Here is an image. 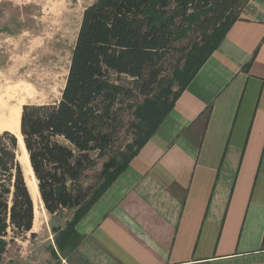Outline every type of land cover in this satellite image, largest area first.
<instances>
[{
	"label": "crops",
	"instance_id": "crops-1",
	"mask_svg": "<svg viewBox=\"0 0 264 264\" xmlns=\"http://www.w3.org/2000/svg\"><path fill=\"white\" fill-rule=\"evenodd\" d=\"M235 15L77 221L73 264H264V0ZM44 250L21 264L70 263Z\"/></svg>",
	"mask_w": 264,
	"mask_h": 264
},
{
	"label": "trees",
	"instance_id": "trees-1",
	"mask_svg": "<svg viewBox=\"0 0 264 264\" xmlns=\"http://www.w3.org/2000/svg\"><path fill=\"white\" fill-rule=\"evenodd\" d=\"M245 1L95 0L84 9L60 99L55 104H25L20 117L24 148L45 210L51 215L74 211L64 229L51 228L57 233L55 243L60 253L66 241L69 249L75 250L77 221L127 166L124 162L116 164L110 154L124 112L134 106L129 102L133 92L140 90L146 96L152 87L160 85L161 61L173 42L198 29L211 31L205 42L211 46L195 58L193 65V54L188 55L184 70L189 74L152 129L140 137L130 159L216 48ZM18 153L16 136L1 132L0 261L9 241L32 230L33 202ZM106 157L102 178L112 168L115 174L90 192L83 185L86 172Z\"/></svg>",
	"mask_w": 264,
	"mask_h": 264
},
{
	"label": "rangeland",
	"instance_id": "rangeland-1",
	"mask_svg": "<svg viewBox=\"0 0 264 264\" xmlns=\"http://www.w3.org/2000/svg\"><path fill=\"white\" fill-rule=\"evenodd\" d=\"M94 1L0 0V127L4 124L10 126L11 112L19 104H55L60 99L83 11ZM210 32L206 28L198 29L173 42L161 61L160 85L152 87L146 96L140 90L133 92L128 101L134 106L124 112L115 137L114 152L110 154L115 156L116 164H128L140 137L143 138L152 129L189 74L184 70L188 55L193 54L190 59L193 65L195 58L211 46L210 43L205 45L206 35ZM201 47L204 49L200 50ZM126 83L130 81L126 79ZM107 161L108 157L100 159L93 169L86 172L83 185L90 188V192L114 176V168L106 177L101 176ZM21 166L28 190H34L37 181L33 172L31 174ZM43 211L45 217L41 221L42 224L46 222L40 229L30 231L13 242L7 238L9 243L0 264H21L34 260L42 248L50 252L53 249L56 257L68 256L69 264L77 260L68 247V241L63 253L59 252L55 243L57 233L51 230L52 227L57 231L64 229L74 212L63 210L51 215L45 208ZM32 233L35 235L32 236Z\"/></svg>",
	"mask_w": 264,
	"mask_h": 264
},
{
	"label": "bare ground",
	"instance_id": "bare-ground-1",
	"mask_svg": "<svg viewBox=\"0 0 264 264\" xmlns=\"http://www.w3.org/2000/svg\"><path fill=\"white\" fill-rule=\"evenodd\" d=\"M21 111H22V104H19V107L15 110H12L11 112V121H10V126L8 125H2L0 127V133L3 131H8L12 133L13 135L16 136L17 141H18V147H19V153L21 152L22 154L19 155L18 153V159L21 165H23L26 169V171H29L32 174V169L30 167L28 155L26 153V150L24 148L22 136L20 133V117H21ZM32 202H33V224H32V232H36V229H40L43 225H45V222L43 221L44 224H42L41 219H44V211H43V205L38 193V189L35 186L34 190L33 188L29 190Z\"/></svg>",
	"mask_w": 264,
	"mask_h": 264
}]
</instances>
